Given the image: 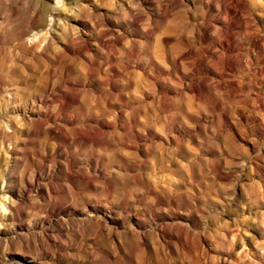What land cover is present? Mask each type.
<instances>
[{
    "label": "rangeland",
    "instance_id": "374dc122",
    "mask_svg": "<svg viewBox=\"0 0 264 264\" xmlns=\"http://www.w3.org/2000/svg\"><path fill=\"white\" fill-rule=\"evenodd\" d=\"M67 1L0 0V264H264V0Z\"/></svg>",
    "mask_w": 264,
    "mask_h": 264
},
{
    "label": "bare ground",
    "instance_id": "6f19581e",
    "mask_svg": "<svg viewBox=\"0 0 264 264\" xmlns=\"http://www.w3.org/2000/svg\"><path fill=\"white\" fill-rule=\"evenodd\" d=\"M31 1V0H30ZM33 2V1H32ZM32 2H31V4H32ZM37 2H38V0H37ZM39 2L41 3V5H40V10H39V12L41 13V20H42V24H38V23H36L35 22V18L34 17H31L30 15H29V13L27 12V15H29L27 18L25 17V19L24 18H22V20L20 21V17L18 18V19H14V17H11V16H9V17H6V22L7 23H10V24H12L14 27L16 26V28L17 29H15V32L12 34V36H13V47L16 49V50H18V51H20V49H22V50H24V51H32V50H34L35 48H36V50H37V48L38 49H40L41 48V45L44 43V42H46L47 40H48V38L46 37V36H48V34H50V33H48L47 31V33L43 36V37H39V41H38V43H33V44H28V45H31V46H27L24 42H26V41H24V38H25V36H27V35H29V34H31V33H29L27 30H26V28L28 27V25H32V26H34V27H36V28H39L40 27V29H41V27L43 26L44 27V29L45 28H47L48 26H51V24L54 22V25H53V31L54 32H51V37L50 38H52L53 40L55 39V37H57V39H58V37H59V39L60 40H62V38H65V39H68L69 38V33L67 32V31H65V28L60 32V35L59 36H57V33L56 32H58V24L59 25H61L62 24V22H61V20L60 19H58L57 17L58 16H60V14H63V11H67V9L68 8H66V7H64V6H66V5H68V3L70 2H68L67 0H39ZM56 3V6H57V9H54L51 5L53 4V3ZM224 2V1H223ZM75 3V2H74ZM82 3V2H81ZM225 3H227V2H225ZM34 4V3H33ZM33 4H32V6H33ZM223 4V3H222ZM36 5V4H35ZM85 5V4H84ZM226 5V4H225ZM224 5V6H225ZM55 6V7H56ZM61 7L62 9L60 10V9H58V7ZM36 8V7H35ZM34 8V9H35ZM66 8V9H65ZM80 8H82V7H80ZM79 8V9H80ZM20 9H22V8H20ZM27 9V8H26ZM28 9H30V8H28ZM27 9V10H28ZM70 9V8H69ZM73 9V8H72ZM75 9V8H74ZM84 9V8H83ZM14 10V9H13ZM26 10V11H27ZM37 10V9H36ZM54 10H56L57 11V13H54L55 11ZM59 10V11H58ZM93 10V9H92ZM12 11V10H11ZM25 11V10H24ZM23 11V12H24ZM25 11V12H26ZM38 11V10H37ZM80 11H81V9H80ZM70 12H72V11H70ZM75 12V11H74ZM78 12V11H77ZM10 13V12H9ZM23 14V13H22ZM26 14V13H25ZM71 15L73 14V12L72 13H70ZM81 14V13H80ZM94 15V14H93ZM21 16V15H20ZM65 16V15H64ZM22 17V16H21ZM67 18V17H66ZM69 18V17H68ZM71 18V17H70ZM58 20V22H56ZM74 21V20H73ZM84 22V21H83ZM71 23V22H70ZM63 25H64V23H63ZM13 26H11V27H13ZM58 27V28H57ZM92 27V26H91ZM50 28V27H49ZM48 28V29H49ZM11 29V28H10ZM20 29H22L21 30V33H20ZM44 29H42V30H40L39 32H37L35 35H33L34 36V38H33V36H32V40L34 41L35 40V38H37L38 37V35H40L42 32H43V30ZM48 29H46V30H48ZM52 29V28H51ZM80 29V28H79ZM81 31V30H80ZM33 32H35L34 30H33ZM82 35H83V33H82ZM28 37V36H27ZM74 38V37H73ZM77 38H78V36H77ZM25 39H27V38H25ZM87 39V38H86ZM30 41V40H29ZM90 41V40H89ZM88 41V42H89ZM32 42V41H31ZM35 42V41H34ZM50 44H51V40H50V42H49V44H47L46 45V47L45 48H43V50H42V48L39 50V51H41L42 50V52H44V51H48L49 49H50ZM62 46V45H61ZM90 46V45H89ZM92 48V47H91ZM109 48V47H108ZM66 50V49H65ZM38 51V52H39ZM90 51V50H89ZM88 51V52H89ZM189 51V50H188ZM73 52H75V51H73ZM81 52V51H80ZM80 52H79V54H80ZM157 53H158V51H157ZM157 53H155V55L157 54ZM190 53H192V52H190ZM190 53H187L188 54V56H189V54ZM34 54V56H36L35 55V53H33ZM162 54V53H161ZM164 54H166V53H164ZM194 54V53H193ZM27 56V55H26ZM159 56H161L160 55V53H159ZM166 57H167V55H165ZM161 57H163L164 58V56L162 55ZM160 57V58H161ZM165 57V58H166ZM156 58L158 59V57L156 56ZM159 58V60L160 61H163V60H161ZM47 59V58H46ZM18 59H15L14 58V64L12 65V68L10 69V68H5V67H3L2 66V68H3V70H2V74H4V76H5V78L6 79H8V80H16V79H21V78H23V77H21L20 78V73H18V68H17V65H18ZM71 64V63H70ZM47 68V67H46ZM68 69V68H67ZM46 71V70H45ZM87 71V70H86ZM85 71V72H86ZM88 72V71H87ZM86 72V73H87ZM66 74V73H65ZM26 77V79L27 78H31L30 76H25ZM57 77V76H56ZM41 78V77H40ZM44 78V80L45 81H47V80H49L50 78H51V73H50V70L48 69L44 74H43V77L41 78V79H43ZM51 79H53V78H51ZM49 82H50V80H49ZM20 94V89H17V92L15 93V95H19ZM52 94V93H51ZM50 94V95H51ZM66 94V93H65ZM65 96H67V95H65ZM69 96V95H68ZM67 99H70V98H67ZM65 101H67V100H65ZM63 103V102H62ZM74 104H76V103H74ZM89 104H91V103H89ZM44 105V104H43ZM67 105V104H66ZM68 107V105L66 106V108ZM42 106H35L34 108H28V111H26V115H27V118L28 119H34V118H36V117H38L37 119H40V123L42 122V123H44V122H46L47 120H48V117H46V116H44L43 114H42ZM45 108V107H44ZM68 109V108H67ZM70 113V112H69ZM46 114V113H45ZM51 119V118H50ZM55 119V118H54ZM57 120V119H56ZM73 120V119H72ZM48 122V121H47ZM35 123V122H34ZM42 125V124H41ZM52 125V124H51ZM110 126V125H109ZM113 129H114V127H113ZM100 131V130H99ZM52 132V131H51ZM130 132H132V133H130L131 135L133 134V131H130ZM54 133V132H53ZM81 135V134H80ZM126 135H128V133H126ZM111 136V135H110ZM130 137V136H129ZM127 138V137H126ZM79 139V138H78ZM116 138H114V140H115ZM102 140V139H101ZM108 140V139H107ZM104 141H106V140H104ZM67 142H68V140H67ZM93 142V141H92ZM66 144V143H65ZM166 158V157H165ZM98 164V163H97ZM71 166V165H70ZM5 171V170H4ZM6 177V176H5ZM9 177H11V176H9ZM12 179V178H11ZM5 178L2 176L1 177V181H0V225H1V222H6V221H8V219H9V217H11L10 215H11V213H12V211H13V206H15V205H11V201H9L10 200V198L8 199V197L7 196H9V195H5V192H6V190L8 189L7 187H5ZM16 183V182H15ZM19 183V182H18ZM13 185V184H12ZM15 185V184H14ZM38 185V184H37ZM34 186V185H33ZM9 187V186H8ZM14 187V186H13ZM54 192H55V190H54ZM10 193V192H9ZM108 195V194H107ZM106 196V195H105ZM20 210V209H19ZM21 214V213H20ZM15 217V216H14ZM14 217H12V218H14ZM16 219H17V216H16ZM13 220V219H12ZM15 220V219H14ZM20 221V220H19ZM7 223H5L4 225H6ZM22 226V225H21ZM1 227H3V226H0V228ZM190 233V232H189ZM187 235H189V234H187ZM3 239H5V238H3Z\"/></svg>",
    "mask_w": 264,
    "mask_h": 264
}]
</instances>
